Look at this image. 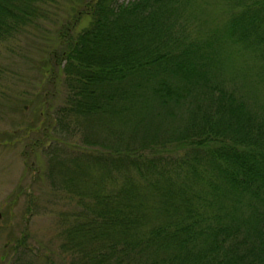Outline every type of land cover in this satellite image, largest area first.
<instances>
[{
    "label": "trees",
    "instance_id": "1",
    "mask_svg": "<svg viewBox=\"0 0 264 264\" xmlns=\"http://www.w3.org/2000/svg\"><path fill=\"white\" fill-rule=\"evenodd\" d=\"M208 2L85 0L87 25L57 28V112L109 130L84 140L100 148L82 152L103 180L89 183V217L71 231L85 236L82 264H264V111L225 73L245 56L264 82V0H215L211 16ZM49 3L0 0V40Z\"/></svg>",
    "mask_w": 264,
    "mask_h": 264
},
{
    "label": "rangeland",
    "instance_id": "2",
    "mask_svg": "<svg viewBox=\"0 0 264 264\" xmlns=\"http://www.w3.org/2000/svg\"><path fill=\"white\" fill-rule=\"evenodd\" d=\"M84 1L50 0L38 24L0 40V264H52L49 260L68 264L74 259L82 264L85 260L79 259L85 236H73L71 231L75 222L87 221L84 196L95 192H89V183L103 180V171L100 163L82 152L100 148L89 147L84 140L109 130L98 124L92 131L91 126L77 123L83 118L69 120L57 112L65 90L62 73L56 69L59 75L53 74L51 67L52 50L60 46L59 24L71 20V32L87 25L90 16L82 12ZM208 1L205 13L211 16L217 5ZM187 8L194 16L191 10L198 11L199 5ZM231 66L225 70L229 84L264 111V82L258 81L253 63L235 56ZM116 125L117 131L127 132ZM77 238L79 249L74 251L67 243Z\"/></svg>",
    "mask_w": 264,
    "mask_h": 264
}]
</instances>
